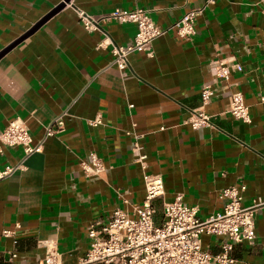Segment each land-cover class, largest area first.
Here are the masks:
<instances>
[{
  "label": "crops",
  "instance_id": "crops-1",
  "mask_svg": "<svg viewBox=\"0 0 264 264\" xmlns=\"http://www.w3.org/2000/svg\"><path fill=\"white\" fill-rule=\"evenodd\" d=\"M64 2L0 0V53ZM206 2L71 0L0 59V132L21 119L37 143L65 114L64 127L42 152L25 162L22 147L0 153V174L21 165L0 179V264H44L41 244L47 241L62 264H81L93 222L108 221L117 209L133 215L143 204L145 173L164 181L157 223L163 204L178 196L201 220L223 211L220 194L229 187L246 188L245 207L264 201V0H216L197 18L192 40L170 30L153 43V57L131 54L124 72L111 64L112 50L132 45L136 26L112 23L90 32L76 13L101 18L141 8L167 29ZM217 60L238 63L243 72L218 82L211 71ZM204 85L215 93L208 106ZM234 92L244 95L251 124L228 113ZM199 110L213 116V127L185 124ZM98 117L101 126L89 125ZM92 152L106 169L88 179L80 164ZM142 156L146 170L138 162ZM16 226L15 237L2 235ZM256 234L254 247L236 246L240 262L264 264V208L256 213ZM202 243L214 254L220 250L218 238L203 236Z\"/></svg>",
  "mask_w": 264,
  "mask_h": 264
},
{
  "label": "built area",
  "instance_id": "built-area-1",
  "mask_svg": "<svg viewBox=\"0 0 264 264\" xmlns=\"http://www.w3.org/2000/svg\"><path fill=\"white\" fill-rule=\"evenodd\" d=\"M215 1L207 0L202 8L186 14L167 29L159 27L151 18L150 12L141 8L132 11L115 10L101 18H94L79 9H76V13L81 25L90 32L100 31L112 23L136 26L134 43L128 47H114L112 50L111 64L120 72H124L128 68L131 54L146 52L153 57V43L170 30H175L178 38L182 40H192L196 35L197 18L214 5ZM211 71L218 82H227L233 72L242 73L243 67L238 63L227 64L217 60L211 64ZM214 94L213 86H203L201 95L204 106L210 104ZM229 103L228 113L235 120L251 124L249 108L241 92L232 93ZM64 115L54 120L53 125L47 128L44 138L37 143H34L23 120L10 122L8 127L0 132V153H3L5 148L22 147L25 162L32 155L42 152L45 141L64 127ZM185 124L193 129L213 127V116L202 110L191 111ZM89 125L101 126L102 118L89 121ZM88 157V160L80 164L83 174L88 179L100 176L106 169L102 160L94 152ZM145 160L144 156L138 160L144 170ZM20 168L21 165L8 168L0 174V179L19 171ZM144 183V202L134 208L133 215L117 209L108 221L93 222L89 226L88 238L91 247L81 264H251L237 260L234 251L238 245H256V213L264 208L263 200L245 207L243 192L246 188L229 187L220 194L225 203L223 211L201 220L198 217L199 210L186 205L182 196H178L175 201L163 204L162 221L157 223L155 203L165 194L164 181L161 176L145 173ZM19 229L20 227L16 226L15 230H4L2 235L5 238H13ZM203 236L218 238L219 252L214 254L205 250ZM14 244H17V241H14ZM41 246L45 248L44 264H62L57 247L52 241L43 242ZM15 257L16 254H11V259Z\"/></svg>",
  "mask_w": 264,
  "mask_h": 264
},
{
  "label": "water",
  "instance_id": "water-1",
  "mask_svg": "<svg viewBox=\"0 0 264 264\" xmlns=\"http://www.w3.org/2000/svg\"><path fill=\"white\" fill-rule=\"evenodd\" d=\"M71 0H65L63 4L55 8L50 14H48L45 18H43L38 24H36L28 33H26L23 37H21L19 40L14 42L11 46L6 48L0 53V59L4 57L8 52L16 48L18 45H20L23 41H25L27 38L32 36L34 33H36L50 18H52L54 15L59 13L61 10L65 8L67 4L70 3Z\"/></svg>",
  "mask_w": 264,
  "mask_h": 264
}]
</instances>
